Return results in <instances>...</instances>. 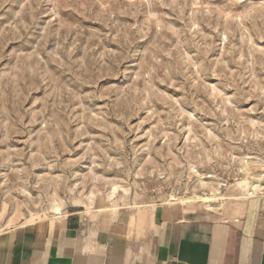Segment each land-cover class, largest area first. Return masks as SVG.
Returning a JSON list of instances; mask_svg holds the SVG:
<instances>
[{
    "label": "rangeland",
    "instance_id": "obj_1",
    "mask_svg": "<svg viewBox=\"0 0 264 264\" xmlns=\"http://www.w3.org/2000/svg\"><path fill=\"white\" fill-rule=\"evenodd\" d=\"M251 182L264 0H0V225Z\"/></svg>",
    "mask_w": 264,
    "mask_h": 264
},
{
    "label": "crops",
    "instance_id": "obj_2",
    "mask_svg": "<svg viewBox=\"0 0 264 264\" xmlns=\"http://www.w3.org/2000/svg\"><path fill=\"white\" fill-rule=\"evenodd\" d=\"M237 190L221 210L107 206L0 225V264H264V199L246 208L254 196Z\"/></svg>",
    "mask_w": 264,
    "mask_h": 264
},
{
    "label": "bare ground",
    "instance_id": "obj_3",
    "mask_svg": "<svg viewBox=\"0 0 264 264\" xmlns=\"http://www.w3.org/2000/svg\"><path fill=\"white\" fill-rule=\"evenodd\" d=\"M247 166V165H246ZM246 168V167H245ZM240 169V168H239ZM241 172V171H240ZM248 176V175H247ZM251 177H252V175H251ZM259 179V178H258ZM236 187H239V188H233V189H238L237 191H239L243 196H253V191L255 190V189H257V190H260L261 189V186H260V184H254V183H250L249 184V188H247L246 190L243 188V186L242 185H240V184H238V186L236 185ZM116 190H117V187H113L112 189H111V191L108 193V197H114V195H115V192H116ZM216 193L219 195L218 197H220V195H221V192H219V190H217L216 189ZM92 194V193H91ZM198 197V199H200V201H203V202H205V206H207V207H211V202H212V200H213V198H215V196L213 195V193H211V195H204V196H197ZM173 198V197H172ZM189 198H187V199H184V200H180V202H187V201H189L188 200ZM217 199V198H216ZM56 203H57V201H56ZM55 203V204H56ZM186 205V204H185ZM203 205V204H202ZM53 210H54V213L55 214H61L62 212H61V209H60V206L59 205H56L54 208H53Z\"/></svg>",
    "mask_w": 264,
    "mask_h": 264
}]
</instances>
